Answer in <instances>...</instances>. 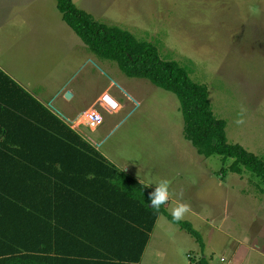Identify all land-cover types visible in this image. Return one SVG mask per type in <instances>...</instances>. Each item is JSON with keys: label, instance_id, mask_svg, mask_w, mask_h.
I'll use <instances>...</instances> for the list:
<instances>
[{"label": "rangeland", "instance_id": "1", "mask_svg": "<svg viewBox=\"0 0 264 264\" xmlns=\"http://www.w3.org/2000/svg\"><path fill=\"white\" fill-rule=\"evenodd\" d=\"M73 2L98 20L154 42L161 56L186 66L193 80L207 85L213 112L226 121L228 141L239 142L264 158V0ZM69 30L76 41L72 43L65 36L66 46L56 55L57 69H43L49 56L54 55V51H45V63L39 72L30 73L33 79L51 77L55 86L64 68L68 74L79 62L85 64L86 51L91 50ZM50 35L46 28L44 33L33 31L31 42L50 43ZM94 59V63L87 61L79 67L75 78L85 94L92 95L113 78L139 103L115 85L118 93L115 89L113 92L127 104L117 113L105 112L94 132L83 123L78 127L95 141L106 136L100 148L110 150L117 158L151 163L161 178H172L171 188L182 191L183 201L191 206L185 220L201 233L207 247L203 253L208 254L211 264H264V181L245 169L231 171L227 166L230 159L223 162L218 154L198 153L183 135V117L175 93L147 78L128 76L113 60ZM32 85L34 89L41 87L35 80ZM47 105L57 112L53 105ZM238 119L243 123H236ZM150 176L158 180L157 175ZM177 200L170 201L168 212ZM195 211L202 215H195ZM170 222L179 230L174 242L162 238L160 247L170 251L178 264H191L202 254L199 245L190 232ZM152 255L148 250L146 257L155 263Z\"/></svg>", "mask_w": 264, "mask_h": 264}, {"label": "trees", "instance_id": "2", "mask_svg": "<svg viewBox=\"0 0 264 264\" xmlns=\"http://www.w3.org/2000/svg\"><path fill=\"white\" fill-rule=\"evenodd\" d=\"M65 22L91 52L128 76L175 93L183 134L204 156L218 154L264 181V158L228 141L226 121L213 112L205 83L161 56L157 45L98 20L73 0H56ZM155 188L119 169L88 139L0 69V264H139L158 214L190 232L211 264L201 233L156 212Z\"/></svg>", "mask_w": 264, "mask_h": 264}, {"label": "crops", "instance_id": "3", "mask_svg": "<svg viewBox=\"0 0 264 264\" xmlns=\"http://www.w3.org/2000/svg\"><path fill=\"white\" fill-rule=\"evenodd\" d=\"M53 4L56 6V0H0V69L15 80L22 88L30 92L48 109L53 111L88 139L119 169L125 166L123 171L155 188L156 184L162 178L159 172L154 171L155 168L151 163L145 162L144 164H136L128 162L125 158L121 160V158H117L115 154L111 153L110 150L100 148L106 136L102 137L99 141H95L92 136L88 135L89 133L78 127L79 124H82V116L88 109L97 108L102 116H104L105 112L110 114L117 113L127 104V102L125 103V101L119 99L120 94L118 95L113 92V89H115L118 93V89L115 85L119 86V88L127 94V97H130L129 99L132 98L135 104L139 103V100L134 97L132 92L125 90L123 86L113 78L108 79L106 83H102L100 88L96 89L92 95L85 94L84 91H82L83 89L81 87L79 88V85L75 83V78L80 71L79 67L87 64V61H91L92 63L95 62L94 58L97 56L93 52L86 51L85 60H83L85 64L79 62L78 67H74L72 70L70 68L68 74H66L64 68L63 76H60L61 79L55 86L50 81L51 77H48V79L36 77L33 79L30 75L33 70L39 72L41 65L45 63V51H54V55L49 56L50 58L48 62L45 63L43 69L48 72L57 69L56 55L58 51H62L66 46V41L64 40L65 36H68L72 43L76 41L73 33L69 29L72 31L74 30L62 18L60 10L57 8L59 10L58 13L53 9ZM45 28L52 34L50 35L51 42L32 43L31 35L33 31L40 30L44 33ZM79 43H77V45H79ZM67 50L70 51L71 46L68 45ZM53 77H55V75H53ZM34 80L35 82L41 83V87L38 89L32 88L34 86L32 85ZM66 90H69L71 93L69 97L65 96ZM47 103L53 105L57 112L48 107ZM87 126L90 132H94L98 125L94 127ZM113 151L116 152L117 149ZM151 174L157 175L158 180H153L150 176ZM171 179L172 178H169V181H171ZM169 203L166 204L167 208ZM195 215L201 216L202 214L195 211ZM163 216L165 215L161 213L157 215L140 257L139 264H178V260L173 255H169L170 251L160 247L161 242L159 241L162 238L164 240L166 239L170 244L174 242L173 237H176L175 233L179 230L175 229L174 224L170 222L171 220L167 216ZM204 244V248L207 249L205 242ZM148 250L152 252V258L154 260L155 258L157 259L155 263L153 260H150L151 258L148 259L146 257ZM203 254L208 256L206 252ZM213 258H215L214 255ZM209 261L211 262V260Z\"/></svg>", "mask_w": 264, "mask_h": 264}, {"label": "clouds", "instance_id": "4", "mask_svg": "<svg viewBox=\"0 0 264 264\" xmlns=\"http://www.w3.org/2000/svg\"><path fill=\"white\" fill-rule=\"evenodd\" d=\"M236 123H243V120L238 119ZM124 167L121 170H123ZM177 197H179L178 200ZM149 200L151 207L156 212H159L161 207L168 204L170 200H177L175 207L169 209L172 218L177 222L185 219V217L191 213L190 204L183 201V192L180 191L177 193L176 190L172 189L168 179L162 178L156 184L155 189L149 194Z\"/></svg>", "mask_w": 264, "mask_h": 264}, {"label": "built area", "instance_id": "5", "mask_svg": "<svg viewBox=\"0 0 264 264\" xmlns=\"http://www.w3.org/2000/svg\"><path fill=\"white\" fill-rule=\"evenodd\" d=\"M103 116L97 108L88 109L82 116V123L89 126H97L101 123Z\"/></svg>", "mask_w": 264, "mask_h": 264}, {"label": "water", "instance_id": "6", "mask_svg": "<svg viewBox=\"0 0 264 264\" xmlns=\"http://www.w3.org/2000/svg\"><path fill=\"white\" fill-rule=\"evenodd\" d=\"M70 94H71V93H70V91H69V90H66V91H65V96H66V97H69V96H70Z\"/></svg>", "mask_w": 264, "mask_h": 264}]
</instances>
